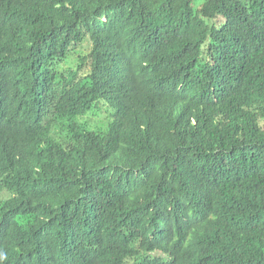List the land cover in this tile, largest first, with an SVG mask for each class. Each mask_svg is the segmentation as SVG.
<instances>
[{"label":"trees","instance_id":"1","mask_svg":"<svg viewBox=\"0 0 264 264\" xmlns=\"http://www.w3.org/2000/svg\"><path fill=\"white\" fill-rule=\"evenodd\" d=\"M0 264H264V0H0Z\"/></svg>","mask_w":264,"mask_h":264},{"label":"rangeland","instance_id":"2","mask_svg":"<svg viewBox=\"0 0 264 264\" xmlns=\"http://www.w3.org/2000/svg\"><path fill=\"white\" fill-rule=\"evenodd\" d=\"M108 119H109L108 111H106V109L103 108L101 113V118H94L92 125H103Z\"/></svg>","mask_w":264,"mask_h":264}]
</instances>
